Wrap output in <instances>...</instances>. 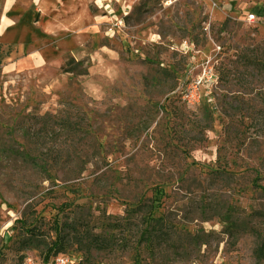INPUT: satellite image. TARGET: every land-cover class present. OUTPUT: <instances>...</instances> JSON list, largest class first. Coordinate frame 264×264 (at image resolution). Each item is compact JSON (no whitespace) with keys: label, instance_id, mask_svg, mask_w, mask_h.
<instances>
[{"label":"rangeland","instance_id":"rangeland-1","mask_svg":"<svg viewBox=\"0 0 264 264\" xmlns=\"http://www.w3.org/2000/svg\"><path fill=\"white\" fill-rule=\"evenodd\" d=\"M263 242L264 0H0V264H264Z\"/></svg>","mask_w":264,"mask_h":264},{"label":"built area","instance_id":"built-area-1","mask_svg":"<svg viewBox=\"0 0 264 264\" xmlns=\"http://www.w3.org/2000/svg\"><path fill=\"white\" fill-rule=\"evenodd\" d=\"M254 14H250L252 19ZM208 69V70H207ZM217 74L211 68H205L196 80L190 82L182 91L181 99L188 106L199 104L203 98V88L205 84L213 83ZM36 264H82L81 259L69 254H59L50 260L39 261Z\"/></svg>","mask_w":264,"mask_h":264},{"label":"trees","instance_id":"trees-1","mask_svg":"<svg viewBox=\"0 0 264 264\" xmlns=\"http://www.w3.org/2000/svg\"><path fill=\"white\" fill-rule=\"evenodd\" d=\"M79 64H82V61H80ZM54 117H56V116H54ZM48 121H50V120L45 119L46 123H48ZM63 123H64V125L62 126V128L63 127H68L69 124H71V122L69 120H64ZM31 163L34 164L35 167L39 168V170H41L43 172H46L47 167H49V162L47 160L39 161L38 159L33 158L31 160ZM97 241H99V242H97V243H99L98 245H102V244L106 245L103 240H99L98 239ZM259 253H260V255L264 256V242L262 243V245H261V247L259 249Z\"/></svg>","mask_w":264,"mask_h":264}]
</instances>
